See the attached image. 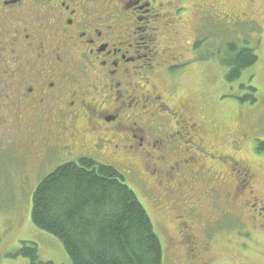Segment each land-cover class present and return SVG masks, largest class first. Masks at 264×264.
I'll return each instance as SVG.
<instances>
[{"label": "rangeland", "instance_id": "obj_1", "mask_svg": "<svg viewBox=\"0 0 264 264\" xmlns=\"http://www.w3.org/2000/svg\"><path fill=\"white\" fill-rule=\"evenodd\" d=\"M176 3L187 8L180 13L184 14V23L175 24L177 30L169 36L172 40L165 42L168 37L160 45L153 40L151 45L143 36L142 46L147 45L151 52H143L142 48L139 51L144 55L139 63L148 64L144 74L149 82L142 89L143 98L150 95L153 99L160 95L162 99H158L161 100L156 102L158 104L147 100L146 103L158 111L160 103L162 112L165 111L163 117H157L153 111L146 114L154 115L143 125L142 132L144 134L149 125L156 130L163 122L169 123L170 130L175 131L181 125L187 126L189 118L190 123L196 124L194 128L198 127L206 149L211 147L218 150L219 156L227 154L243 163L235 169L228 163L218 167L203 156L207 155L205 151L199 153L191 144L183 148L173 147L168 153L171 154L169 163L178 162L179 169L170 171V187L163 184L159 187L156 183L152 186L148 181L153 180L148 172L151 167L145 159L138 158L139 153L121 147L115 149L113 144L100 141L99 135L94 140L88 137L74 140L62 132V126L54 127L55 132L47 126L46 130L47 122L37 119L30 127L32 121L29 118H17L16 103L4 99L0 102V264H30L28 258L14 256L23 241L37 244L40 260L73 264L63 242L33 224L32 199L41 179L58 165L80 156L88 142V147H95L94 143L106 145L107 148H99L100 153L108 155V159L104 158L124 173L126 184L146 208L161 240L163 264H264V209L258 210L255 206L251 212L245 208L250 207V203L244 207L240 199L233 202L235 207L226 206L224 210L214 207L215 197L206 193L213 183L210 179L224 180L230 176L239 179L236 172L239 170L252 176L254 190L264 204V0H178ZM198 10H202L206 17L199 19ZM169 17L173 20L165 25ZM169 17L163 23L154 22L153 26L169 27L175 21L172 15ZM198 40H201L199 48L194 46ZM234 40L247 42L258 55V60L245 69L238 80L229 83L226 80L228 67L220 58L227 43ZM170 54L174 57L171 58ZM177 62L182 63L180 71L169 73L166 67ZM158 70L160 72L156 74ZM251 94L256 98L254 103H250ZM187 99L190 106H187ZM176 109L181 117L175 113ZM54 112L60 113L55 109ZM166 115L171 117V122ZM53 118L55 121L50 125H56L59 116ZM190 128L188 125L186 129L192 132ZM186 141L185 135L184 138L175 136L173 142ZM235 145L241 148H234ZM191 155L195 158V166L191 161L186 162ZM96 157L103 159L100 154ZM133 159L137 172L144 174L145 179L126 174L127 162ZM174 175H179L180 179H174ZM185 195L191 200L194 197L191 205L197 206H192L193 212L184 215L203 221L204 237L198 238L199 245L196 242L200 260H187L188 244L184 240L179 242L181 227L177 216L183 214L181 211L185 208L181 206L179 210L176 203ZM249 198L245 191V201ZM206 233L211 239H205ZM189 243L190 247L195 246L191 241Z\"/></svg>", "mask_w": 264, "mask_h": 264}, {"label": "flooded vegetation", "instance_id": "obj_2", "mask_svg": "<svg viewBox=\"0 0 264 264\" xmlns=\"http://www.w3.org/2000/svg\"><path fill=\"white\" fill-rule=\"evenodd\" d=\"M177 1L0 0V102L9 99L16 103L17 118H29L32 121L30 127L37 119L47 122L46 130L48 127L55 132L54 127L62 126V132L74 140L80 141L81 137L94 140L99 135L100 141L113 144L115 149L121 147L126 151L139 153L138 158L145 159V163L153 170L145 169L154 180L150 181L159 187H162L161 184L170 187V171L179 169L178 162L169 163L171 154L168 153L173 147L183 148L184 145L191 144L199 153L205 151L207 155L203 156L218 167L222 163H228L235 169L243 162L227 154L221 157L218 150H212L211 147L206 149L198 127L194 128L196 124L190 123L189 118L186 122L192 132L175 133L168 127L170 124L164 122L156 130L147 125L149 129L144 130V134L142 132L143 125L154 115L146 114L153 111L157 117L165 116L160 103L159 111L146 103L147 100L148 103L158 104L156 102L161 101L158 100L160 95L153 99L150 95L143 98L145 94L142 89L149 82L144 74L148 64L139 63L144 56L139 51L142 48L143 52H151L150 47L142 46L143 36L147 37L151 45L153 40H157L160 45L172 35L171 32L177 30L175 24L184 23V14L180 13L187 7L178 6ZM170 15L175 21L169 27L153 26L154 22L163 23ZM203 16L206 17L204 14ZM172 20L169 17L165 25ZM171 40L169 37L165 42ZM162 51L165 50L162 48ZM181 64L177 62L174 65ZM174 65L166 68L171 69ZM139 69H144V72ZM159 72L160 70L155 71L156 74ZM54 109L60 113L57 114ZM175 113L181 117L177 109ZM55 115L59 116L53 122L56 125H50V122L55 121ZM166 116L171 122V117ZM185 135L188 142L174 144L175 136L184 138ZM114 136L120 139L115 140ZM94 145L95 147H89L94 153L92 157L99 158L96 156L100 154L105 159L99 158L100 160L112 164L107 160L109 156L99 150L100 147L107 148L106 145ZM234 148L241 146L235 145ZM190 161L193 166L196 165L192 155L186 159V162ZM127 163L126 174L145 179L144 174L137 172L134 159ZM236 172L240 175L238 181L243 189L239 187L237 179H234V183L228 182L227 178L210 179L213 187L209 186L206 193L215 197L217 207H220L217 201L222 196L231 198L235 193L236 198L231 199H241L244 207L250 203V207L245 208L251 212L255 206L258 210H263L264 204L254 190L252 176L248 173L244 175L239 170ZM176 176L174 175V179H180L179 175ZM244 190L254 198L252 201L250 198L245 201ZM177 200L179 210L181 206H196L191 205L194 197L192 200L190 196L187 200L182 197ZM178 218L184 221L180 224L179 242L184 240L188 244L187 260H200L197 247L199 241L192 231L193 223L184 219L183 214ZM206 236L207 240L208 233ZM189 241L195 246L190 247Z\"/></svg>", "mask_w": 264, "mask_h": 264}, {"label": "trees", "instance_id": "obj_3", "mask_svg": "<svg viewBox=\"0 0 264 264\" xmlns=\"http://www.w3.org/2000/svg\"><path fill=\"white\" fill-rule=\"evenodd\" d=\"M198 15L199 19L203 17L202 10ZM200 44L198 40L194 46L199 48ZM257 60L258 55L247 42L227 43L220 58L228 67L227 82L238 80ZM169 70L171 73L180 71L179 66ZM249 97L250 103H254L256 98L252 94ZM186 101L190 106V101ZM186 128L188 126L181 125L173 132L185 134ZM89 151L92 150L87 144L79 157L58 165L41 179L33 193V224L58 237L73 264H163V247L154 223L134 190L126 184L124 173L118 166L86 155ZM231 177L227 180L234 183ZM148 181L153 186L150 179ZM237 183L242 188L238 179ZM181 197L187 200L186 195ZM226 197L217 201L220 208L235 207L234 201ZM191 209L192 206L185 208L183 215L193 212ZM185 215L184 219L193 223L195 236H203L202 219L197 221ZM177 219L179 224L184 222L178 216ZM14 256L28 258L30 264H54L40 260L38 246L31 241H23Z\"/></svg>", "mask_w": 264, "mask_h": 264}, {"label": "bare ground", "instance_id": "obj_4", "mask_svg": "<svg viewBox=\"0 0 264 264\" xmlns=\"http://www.w3.org/2000/svg\"><path fill=\"white\" fill-rule=\"evenodd\" d=\"M94 14V13H93Z\"/></svg>", "mask_w": 264, "mask_h": 264}]
</instances>
